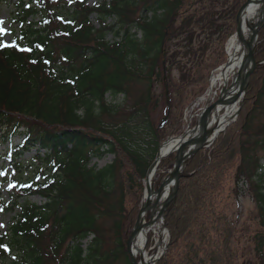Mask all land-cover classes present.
<instances>
[{
    "label": "trees",
    "instance_id": "16d2710c",
    "mask_svg": "<svg viewBox=\"0 0 264 264\" xmlns=\"http://www.w3.org/2000/svg\"><path fill=\"white\" fill-rule=\"evenodd\" d=\"M245 1L110 0L89 7L86 0L30 6L16 0L12 43L18 47H0V133L15 170L32 160L52 172L10 186L0 216L14 217L7 235L0 233L8 249L0 247V264H116L121 257L130 264L126 232L164 139V125L155 127L151 112L160 98L169 112L204 93ZM254 59L259 65L235 121L185 163L163 216L167 247L155 264H264V33ZM158 83L162 90L154 95ZM135 84L146 89L131 100ZM107 94L123 96V105H109ZM15 135L22 139L13 145ZM105 154L113 156L111 164L91 166ZM173 162V155L161 160L156 187ZM244 184L255 205L252 226H238L232 211ZM32 196L43 203H31ZM245 233L251 262L244 257Z\"/></svg>",
    "mask_w": 264,
    "mask_h": 264
},
{
    "label": "bare ground",
    "instance_id": "6f19581e",
    "mask_svg": "<svg viewBox=\"0 0 264 264\" xmlns=\"http://www.w3.org/2000/svg\"><path fill=\"white\" fill-rule=\"evenodd\" d=\"M264 0H248L236 19V30L229 38L226 47L225 62L214 72L209 80L208 92L202 101L215 102L220 96L219 105L207 117L205 131L211 133L207 137L206 145L210 144L213 136L222 131L235 117L244 89V79L251 69V63L244 64V44L250 34L256 30L262 17ZM204 131L203 125L198 121L196 130L187 132L186 136L172 138L159 148V159L177 151L178 147L186 143L187 149H194L198 138ZM193 137V138H192ZM190 141V142H189ZM154 172L147 175L145 191L141 205V212L137 218V232L129 245L131 256L138 264H152L154 258L163 250L166 232L163 227L160 210L166 197L172 192L174 183L167 181L159 193L153 191ZM154 244V253L149 254L147 245L149 241Z\"/></svg>",
    "mask_w": 264,
    "mask_h": 264
},
{
    "label": "rangeland",
    "instance_id": "374dc122",
    "mask_svg": "<svg viewBox=\"0 0 264 264\" xmlns=\"http://www.w3.org/2000/svg\"><path fill=\"white\" fill-rule=\"evenodd\" d=\"M0 0V28H3L8 35L5 37H0L1 44H12V38L13 33L17 28V25L15 24V9L14 4L16 0ZM35 0H23V2L27 5H33ZM106 1L107 3L110 2V0H86V4L89 7H97L102 2ZM70 3V2H69ZM90 20L92 21V24L94 27L98 28V22L96 20L95 15L90 16ZM114 20L107 19L106 24L113 23ZM235 28H236V22H235ZM235 31V30H234ZM107 41L111 43L113 41V37L111 35H108ZM228 41V40H227ZM227 41L223 45V51L226 50L227 47ZM11 47V46H9ZM215 47V44H211L210 48L206 51V55H211L212 50ZM223 63L225 62V55L223 58ZM221 63V65L223 64ZM264 63V61L262 62ZM167 67V65H165ZM169 67V66H168ZM172 70V77L178 78V72L177 70L173 69V66L169 67ZM218 68V67H217ZM217 68L212 69L207 76V86L204 93L193 99V100H186V105L179 110H172L167 112L163 105V100L160 98L158 107L151 112L150 120L152 121L153 125L156 127L160 122L163 121L164 129L161 130V134L164 136V139H162L161 143H165L169 139H172L174 137L175 132H184L187 130V128H193L194 126L192 123L195 124L196 116L199 114L200 110L204 107L206 101H202L203 97L208 92L209 87V80L214 74V72L217 70ZM146 87L144 85H132L131 89V100L134 98L140 96L141 94L145 93ZM162 90V84H157L154 86V95H160ZM105 100L109 105H120L124 103L123 96L119 95L115 98H112L109 94L105 96ZM162 125V126H163ZM161 129V128H160ZM180 129V130H179ZM179 130V131H178ZM176 132V133H177ZM174 133V134H173ZM2 136L3 134L0 133V172L5 173V175H0V204L8 203L10 198L11 189L10 186L12 184H22L26 181H43L46 177H49L51 175L50 166H46L44 163H40L38 161H30L29 163L22 162L18 165V168L15 170L12 166V164L9 161V159L6 157V154L4 152L5 149L8 148L9 141L2 142ZM22 137L20 136H13L11 138V142L13 145L19 144ZM34 152L30 151L29 153L24 154L23 158L24 161H28V159L33 156ZM261 157V165H262V172H264V152L260 153ZM113 161V156L111 154H105L99 159H93L91 161V166H94L96 169H101L106 167L107 165L111 164ZM158 169V168H157ZM157 171V170H156ZM158 180V176L154 177L153 180V187H156V183ZM145 189V186L143 185V191ZM28 200L31 203L40 205L43 203L42 198L38 196H32L28 198ZM141 204V202H140ZM139 204V206H140ZM232 211L234 212V217L237 219V225L238 226H252L254 224V217H255V205L253 202V199L248 191L247 185L242 186V194H239V198L236 203V207H233ZM138 216V215H137ZM14 214L12 213H5L0 216V233L2 235H7L8 228L13 220ZM135 223V222H134ZM111 222L109 220H105L103 222V228L104 233L107 231V229L110 227ZM134 225V224H133ZM132 225L129 226L128 232H126V241L129 237L130 231L132 229ZM107 235V233H105ZM250 235L247 233L244 234L242 239V246L244 247V257L251 262L253 260L252 257V249L250 244ZM167 242V238L165 239L164 245ZM154 244L151 240L149 241L147 245V251L149 254L154 253ZM116 264H127L126 260H124L123 257L119 258Z\"/></svg>",
    "mask_w": 264,
    "mask_h": 264
},
{
    "label": "water",
    "instance_id": "95a60500",
    "mask_svg": "<svg viewBox=\"0 0 264 264\" xmlns=\"http://www.w3.org/2000/svg\"><path fill=\"white\" fill-rule=\"evenodd\" d=\"M247 2H248V0L239 9V11L237 13V16L239 15L240 11L246 5ZM236 19H237V17H236ZM263 32H264V8H263V11H262V17L260 19L259 24L256 27V30L253 33L250 34L249 38L247 39V41L244 44L245 57H244V61L243 62H244V64L250 62L251 63V69H250L249 73L247 74V76L244 79L245 85H244V89H243L242 98H241V100L239 102V107H238L237 113H236L235 117L233 118V120L228 125H230L235 120V118L237 117L238 112L240 110V106H241V104L243 102V97H244V93H245V89L247 87V84H248L249 80L251 79V77L253 76L255 70L257 69L258 63L255 62L254 53H255V47H256V44L258 42L259 36ZM163 82H164V86H165V89H166L167 86L165 84V76H163ZM165 96H166V102H168L167 91L166 90H165ZM220 98H221V96L215 102L207 103L200 110L199 114L196 116V123L199 121L203 125L204 131H203V133H202V135L200 137L193 139V141L196 142V145H195L194 149L189 151L187 149L186 143H183L182 145H180L178 147L177 151L174 152V163H173V166H172L171 170L168 171L166 177L160 182V184L157 187V189L156 190L153 189L154 192L159 193L165 182L173 181V183H174L172 192L166 197V199L164 200V202L162 203V206H161L160 217H161V221H162L163 227H164V220H163L164 212H165L167 206L169 205V203L176 196L177 188H178V181H179V178H180V176H181V174L183 172V169L185 167L186 161L191 156L196 154L198 151H200L202 149L209 148L211 146V144L214 142V140L217 138V136L220 133H222L225 130V128L228 126L227 125L222 131H220L217 134H215L213 136L210 144L206 145L207 137L212 133V132L211 133H207V131H205L206 120H207V117L213 112L214 108L217 107V105H219ZM196 123H195V126L193 128L190 129L188 127L187 130L184 131V133L182 135H180L178 138L186 136L187 132H189V131H192V133L194 134L195 130H196ZM159 126H161V123L159 124ZM158 152H159V150H158ZM158 152L156 154V157H155L153 163L150 165V167L148 169L147 175L151 171L155 173L156 167L159 165L161 159H163V158H165V157H167L168 155L171 154V153H168V154L162 156L159 159ZM152 188H153V186H152ZM141 210L142 209L140 208L139 213L141 212ZM137 218H138V216H137ZM137 227H138V223H137V219H136V221H135V223H134V225H133V227H132V229L130 231L129 237H128L127 241L125 242V251H126V254H127L128 259H129V263L130 264H138L136 262V260L131 256L130 251H129V245H130L131 241L133 240V237L135 236V233L137 232ZM166 246H167V244L164 246L161 254L159 256H156V258H154L152 264H155V262L158 261L163 256V254L165 252V249H166Z\"/></svg>",
    "mask_w": 264,
    "mask_h": 264
},
{
    "label": "snow or ice",
    "instance_id": "6c2138e0",
    "mask_svg": "<svg viewBox=\"0 0 264 264\" xmlns=\"http://www.w3.org/2000/svg\"><path fill=\"white\" fill-rule=\"evenodd\" d=\"M0 23H2V22H0ZM7 35H8V33L3 28H0V37H5ZM9 46L18 47V45H16L15 42H13L10 45L9 44H0V47H9ZM36 47H40V46L37 45ZM20 50H22V51H30V49H20ZM33 63H35V61H33ZM45 63H48V61H45ZM0 175H5V173L0 172ZM0 227H2V226H0ZM0 247H4L6 251L8 250L7 246L0 245Z\"/></svg>",
    "mask_w": 264,
    "mask_h": 264
}]
</instances>
